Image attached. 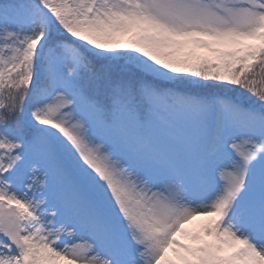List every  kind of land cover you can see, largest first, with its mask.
<instances>
[{"label": "snow or ice", "instance_id": "obj_1", "mask_svg": "<svg viewBox=\"0 0 264 264\" xmlns=\"http://www.w3.org/2000/svg\"><path fill=\"white\" fill-rule=\"evenodd\" d=\"M0 264H264V0H0Z\"/></svg>", "mask_w": 264, "mask_h": 264}]
</instances>
